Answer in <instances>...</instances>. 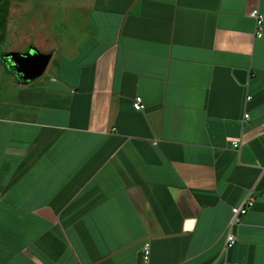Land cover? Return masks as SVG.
I'll list each match as a JSON object with an SVG mask.
<instances>
[{
  "label": "crops",
  "instance_id": "1",
  "mask_svg": "<svg viewBox=\"0 0 264 264\" xmlns=\"http://www.w3.org/2000/svg\"><path fill=\"white\" fill-rule=\"evenodd\" d=\"M32 48L51 60L25 82L2 57ZM146 244L264 264V0H0V264H145Z\"/></svg>",
  "mask_w": 264,
  "mask_h": 264
},
{
  "label": "water",
  "instance_id": "2",
  "mask_svg": "<svg viewBox=\"0 0 264 264\" xmlns=\"http://www.w3.org/2000/svg\"><path fill=\"white\" fill-rule=\"evenodd\" d=\"M2 59L15 71L20 80L28 82L34 81L44 74L50 63L51 55L40 53L32 48L25 53L6 54ZM235 75L241 83L246 81L247 73L245 71L238 70ZM244 154L250 156L249 150L244 149Z\"/></svg>",
  "mask_w": 264,
  "mask_h": 264
},
{
  "label": "built area",
  "instance_id": "3",
  "mask_svg": "<svg viewBox=\"0 0 264 264\" xmlns=\"http://www.w3.org/2000/svg\"><path fill=\"white\" fill-rule=\"evenodd\" d=\"M250 16L256 21V25L258 27L257 36L262 37L263 34L259 32V29L263 25V15L260 13L258 9H254L251 11ZM133 107L136 111H143L145 109V106H144V103L141 97H137L135 99ZM248 118H249V115L246 114L245 120H247ZM233 146L235 148L239 147L238 143H233ZM252 203H253V199L248 198L241 206L232 208V217L227 227L228 230H227L226 244H225L226 249H230L234 247L235 244L237 243V238L233 233V228L242 224L244 217L247 215L250 207L252 206ZM143 255H144L143 256L144 263L148 264L149 259H150V250H149L148 244L144 246Z\"/></svg>",
  "mask_w": 264,
  "mask_h": 264
}]
</instances>
